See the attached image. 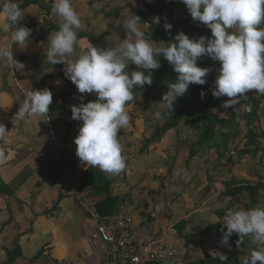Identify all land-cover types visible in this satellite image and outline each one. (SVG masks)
<instances>
[{"label":"crops","instance_id":"0c3cea01","mask_svg":"<svg viewBox=\"0 0 264 264\" xmlns=\"http://www.w3.org/2000/svg\"><path fill=\"white\" fill-rule=\"evenodd\" d=\"M26 1L29 3L21 8L25 13L23 19L18 21L17 26H25L32 30L27 47L22 50L18 49V46L11 41V33L0 30V45L10 47L13 50L14 58L25 65L22 71L12 70L7 66L6 61L0 60V123L8 131L5 136L0 137V149L5 152L7 158L5 163L0 164V215H3V219H0V263L6 259L5 249H12L17 241L21 246L22 255L16 258L13 264L23 259L26 260L25 264H44L41 258L45 256L47 250L50 252L48 242L52 239L51 233H55V235L71 233L75 236V240L68 248L62 261L69 259L73 264H86L90 262L88 254H96L88 242L89 231L83 228V223L88 217L85 201L88 202L90 197L84 196V192H78L76 186L79 173L88 166L82 164L76 156L74 138L78 134L82 121L71 118V107L95 100L96 97L94 94H84L82 99L76 86L65 76L64 69L67 64L51 65L46 60L45 52L49 36L58 30L62 22L52 11L55 0H42L39 4L36 3V0H14L18 5ZM138 1L134 0V3L131 4L132 8L139 3ZM5 2L6 0H0V5ZM131 2L130 0H71L72 7L79 14L82 23V27L76 30L78 35L77 53L86 51L89 43L104 49L114 47L126 38L123 25L128 18L135 15L129 5ZM138 26L141 29L139 24ZM110 41L111 45L108 43ZM73 59H75L74 56L68 57L67 62L71 63ZM45 88L49 89L53 95L49 114L43 117L34 116L30 123L14 121L15 113L22 105L26 93L29 90ZM134 105H140V107L139 109H129L130 127L118 132L126 167L118 175L107 174L115 178L114 191H120L114 193L128 194L136 185L134 183L138 182L137 180H141L142 183H144L143 180L147 181V178H150L148 176L150 172H152V177L156 175L158 181L156 185L155 183H151V185L158 187L161 176L167 171L168 164H173V166L170 165L172 166L170 178L164 181L165 186L162 192L158 193L161 200L167 199L168 207H164V216L159 220L156 219L153 212H149L152 217L149 221L150 227L153 231H160L173 224L177 230L178 236L174 238V241L182 248V255L168 264H196L204 259L206 253L216 256V252L221 251L216 248V252L212 253L209 248L210 246L218 247L215 246L214 240L211 241L212 236H220L218 231L214 230L208 236L196 232L210 223L217 222L219 220L217 215L213 214L211 218H214L208 221L202 217L203 212L200 207L190 212L197 203L201 204L199 202L203 197H200L196 202L186 196V201L184 192L166 191V189H173L179 184L182 180H180L181 172H190L192 169L198 170L200 166L201 168L206 166L196 161L200 157H195L188 168L184 167V170L175 166L178 165V158H181L180 153L183 152L184 160L188 153L187 149L183 150L173 144L172 131L168 132L158 143L157 141L152 143L147 150L139 153L143 136L150 134L151 126L155 123L148 122V118L144 115L146 106L142 98L137 97L132 106ZM58 146H62L67 158L68 155L72 156V164L69 162V165L66 166L58 159L60 155ZM128 154H130L129 159H127ZM27 156L36 161H26ZM164 157L170 158L169 161H165ZM203 170L205 173L207 172L206 168ZM190 186L191 184L186 185L185 190ZM41 190L48 193L47 195L43 194L45 197L48 195L54 199L58 197L57 203L49 205L51 209L48 210V206L43 208L42 202L40 203L39 200H35V202L38 207H41L40 211L30 208L21 212L16 209L19 203L22 205L26 201H30L31 197L27 191L33 193L32 195L34 192L41 195ZM168 195L174 197L173 201L167 198ZM133 197L136 195L132 196L130 201H126L125 205L120 204V208H124L126 213L138 217L142 215L140 212H143L142 204L141 207H137L135 202L137 199L133 200ZM180 198L181 200H179ZM42 200L45 203L44 197ZM145 204L147 203L145 202ZM73 210L76 212L74 213ZM148 211L149 208L144 210L145 213ZM192 215L196 219L198 217L193 227L190 221ZM173 217L175 218L173 219ZM40 222L46 223L48 227L39 231L37 225ZM35 234L42 240L36 246L33 240ZM42 247L45 248V252L36 261L30 263L28 259ZM31 248H34L35 251H32ZM241 251L244 252L242 249ZM249 254H245L244 258Z\"/></svg>","mask_w":264,"mask_h":264},{"label":"clouds","instance_id":"9594fccd","mask_svg":"<svg viewBox=\"0 0 264 264\" xmlns=\"http://www.w3.org/2000/svg\"><path fill=\"white\" fill-rule=\"evenodd\" d=\"M181 2L194 21L210 29V37L192 38L178 32L172 42L154 47L138 26L140 17L133 15L123 25L126 38L119 44L101 49L89 43L87 50L78 54L76 30L82 27L79 14L72 7L71 0H55L52 11L62 22L49 36L46 60L51 65L67 64L65 76L76 86L82 99L84 94L96 97L71 107V118L82 121L74 143L76 156L85 166L98 168L110 175H118L125 169L118 132L130 127L128 105L135 101L133 89L152 84V72L160 67L159 57L166 59L177 75L175 82L169 84L168 91L162 95L164 107L154 113L157 120L172 114L174 102L188 91L190 85L206 83L209 69L198 66V60L204 56L220 64L211 92L217 99L228 98L222 102V108L240 104L251 90L264 95V0ZM24 13L14 0H6L0 8V30L10 32L12 43L21 50L27 47L32 31L28 27L17 26ZM160 22L159 16L152 17L153 24ZM163 27L170 31L172 25L165 22ZM73 56L75 59L68 63L67 58ZM0 60L6 61L12 70L25 68L7 45H0ZM129 65H135L137 70L128 71ZM200 96L203 99L205 93L202 91ZM52 102L53 95L49 89L29 90L15 113L14 121L30 123L34 116H47ZM7 132L0 123V137ZM6 159L5 152L0 149V164ZM223 225L226 227L220 240L222 246L231 250L228 241L233 233L239 237V243L250 238L256 247L242 264H264V205L229 209L224 215ZM216 258L227 261L226 255L219 251Z\"/></svg>","mask_w":264,"mask_h":264},{"label":"trees","instance_id":"16d2710c","mask_svg":"<svg viewBox=\"0 0 264 264\" xmlns=\"http://www.w3.org/2000/svg\"><path fill=\"white\" fill-rule=\"evenodd\" d=\"M27 3L29 2H23L19 5L20 8H23ZM0 8H2V5H0ZM132 12L140 17L141 20L138 24L149 42L154 44L171 40L179 29L182 32L189 31L188 36L192 38L211 36L210 29L204 33L197 34L195 21L191 18L181 0H157L153 2L140 0L132 8ZM153 16L160 17V24L152 23ZM165 22L172 25L170 31H165L163 27ZM159 60L160 67L152 72V84L144 86L148 89L143 94V98L152 94L151 91L163 95L168 91L165 88L168 89V85L175 82L177 74L172 66L164 58L159 57ZM216 62L205 57H201L198 60L199 67H207L209 69L206 83L204 85H190L188 91L182 97L177 98L174 102L172 114L164 118L160 125L151 126L152 131L150 134L143 136L139 153L147 150L152 143L162 139L168 132L172 131L174 135L178 127L183 125L188 129L191 138L190 140L182 141L188 143V155L185 160L186 168L189 167L190 162L195 157L202 158V163L206 166V170L209 167L219 168L225 173L230 171L236 164L234 157L240 160L242 159L241 157L245 156L248 159L249 166L250 160H256L257 166L254 165L251 170L252 176L255 177L243 179L232 175L230 179L223 180V185L226 188L221 195L243 201L242 197L245 193L250 201L249 203L242 202L245 209L262 206L259 191L261 189L264 190V168L262 169L264 165V146L261 142L264 139V104L262 105L264 96L256 94V90H251L247 99L240 101L242 105L241 112L233 111L231 108L227 109V111L221 110L222 102L228 98L221 97L217 99L212 95L211 90L215 87V80L219 74ZM134 67L135 65H131L132 69L129 71L135 70ZM143 88L133 89L135 100ZM202 91L205 93L203 99L200 96ZM242 123L244 124L242 125ZM234 143H236L235 147L233 146ZM212 148H214V153L216 154H214V158L212 154L207 155ZM168 165L167 171L161 176L160 184L155 192L162 190L165 186L164 181L171 176L170 169L173 164ZM114 186L115 178L108 176L98 168L88 166L79 173L76 189L78 192H84L86 197L95 198L97 201L91 205L100 217H104L112 214L116 207H120V204L130 201L129 193L118 195L114 193ZM208 188L209 185L206 186L205 190H208ZM173 199L174 197H171L170 201H173ZM144 207L143 205V213L140 212L142 215L138 216L143 224L149 223L152 219L149 213L144 212ZM86 213L89 214L88 211ZM223 213L220 212V214ZM225 227L223 221L219 219L215 223H210L206 227L200 228L196 233L208 236L212 231L217 230L223 235ZM238 240L239 237L235 233L229 238L228 243L231 246V250L225 248L224 252L227 261H220L216 256L206 253L204 259L196 262V264H242L245 253L241 249L251 242L250 238H245L243 243H239ZM44 252L45 248L42 247L28 261L30 263L36 261ZM5 253L6 259L0 264H13L15 259L22 255L21 246L16 241L12 249H5Z\"/></svg>","mask_w":264,"mask_h":264},{"label":"rangeland","instance_id":"374dc122","mask_svg":"<svg viewBox=\"0 0 264 264\" xmlns=\"http://www.w3.org/2000/svg\"><path fill=\"white\" fill-rule=\"evenodd\" d=\"M130 1H132V2L129 5L134 3V0H130ZM147 1L148 2H153V1H157V0H147ZM40 2H42V0H36V3L39 4ZM130 8H132V5L130 6ZM195 25H196V28H197V30H196L197 34H201V33H204L205 31L209 30L206 26H204L203 24H200L197 21H195ZM178 32H182V30L181 29L177 30L175 32V34L178 33ZM183 33L189 35L190 32L186 31V32H183ZM169 42H172V39L167 41V42H164V43L167 44ZM108 43L111 45L112 42L110 41ZM150 43H152V42H150ZM164 43L163 42L160 43V44L152 43V45L154 47L165 46ZM204 57L210 59L207 56H204ZM161 58H163V57H161ZM219 67H220V64L217 61L216 62V68L219 70ZM130 69H132L131 65L128 66L127 70L129 71ZM134 69L137 70L136 66L134 67ZM147 89H148L147 87H144L138 93L137 97H140V99L142 98L145 101V106H146L145 113L146 114H144V115L148 118L147 119L148 122H152L153 121L155 124L160 125L161 122H163V119H161V120L155 119L154 118V113L157 110L163 109V107H164L163 104L161 103L162 102V95H160V94H158V93H156L154 91H151L152 94L148 95L146 98H143V94L147 91ZM165 90H168V89L165 88ZM249 93L250 92H248L246 95L249 96ZM224 98H226V97H224ZM263 104H264V102H262V105ZM139 107H140V105H134V106L129 105L128 106L129 109H132V108L139 109ZM231 109H233V111L241 112L242 111V105L238 104V105L232 107ZM221 110L227 111V109H224V108H221ZM220 115H221V113H220ZM243 124L244 123H242V125ZM173 139H174V142H173L174 145L180 147L183 150H186L188 143H184L182 141L183 140L187 141V140H190L191 138H190L188 129L185 126L180 125L178 127V129L175 131ZM261 142H262V144L264 146V139H262ZM157 143H158V141H157ZM233 146L235 147L236 143H234ZM182 153H180L181 154V158H178V165L176 164L175 166H179V169H181V170L183 169L184 170V167H186V165H185V160L183 158L184 156L182 155ZM210 154L213 155V158L215 157L216 154L214 153V148H212V149H210L208 151L207 155H210ZM129 155L130 154L127 155V159L130 158ZM71 157L72 156L68 155L67 159L72 164V160H71L72 158ZM241 158L242 159L239 160L236 157H234V160L236 161V164L234 165V167H232L230 169V171H228L229 173H225L224 171L220 170L219 168L215 169V168H212V167H209V169L207 170V173H205L203 169L206 168V167H204V166L202 168L200 166V169H198V170L197 169H192V170H190V172H184L183 171V172L180 173V175H181L180 180L181 179L182 180L179 182V184H177V186H174L175 188H173V189H170V188L166 189V191H169V192L173 191V193H176L178 191L179 192L182 191V192H184L185 199H186V196H187L188 199L192 198V199L196 200V202H197V200H199L200 197H203L201 202H199L202 205L197 203L192 208V210L190 212H192L194 209H198V207H200L201 211L203 212L202 217L204 219L206 218V220H208V221L212 220L214 217L211 218V216L213 214L214 215L216 214L217 218L223 220L224 215H225L227 210L234 209V208H244V206H243L244 203H242V202L243 201L246 202V203L250 202L249 198L247 197V195L245 193L243 194V197H242L243 201L234 200L232 197L222 196L221 195L222 191L226 188L223 185V180L230 179V177L232 175H235L237 178H243V179H247V178L250 179L251 177H255V176H252L251 170L253 169V166L257 164L256 160L255 161H251L250 160V166H249V163L247 161L248 159L245 156H243ZM169 159L170 158L166 157L165 161H169ZM25 160L26 161H36L34 158L29 157V156H27V158H25ZM196 161L199 162V164L202 165V158H199ZM263 164H264V161H263ZM263 166H262V169L264 168ZM62 172H64V171H62ZM148 176L150 178H147V181L143 180L144 183L140 182L141 180H137L138 182L135 181L136 183H134V184H136V185L133 186L131 191H129V195H130V198L132 196L136 195V197H133L134 198L133 200L137 199L135 201L137 203V207H139L142 204V207L140 206L142 211H143V205L146 202L147 204L144 205L145 206L144 210L146 208L148 210V208H149L148 213L149 212L150 213L153 212L154 215L156 216V219L159 220V219H162L163 216H164V213H165L164 212L165 211L164 207L165 208L168 207L167 203H166L167 199L165 198L164 200H161L162 198L160 197V194H158V193H161L162 190H160L159 192H155V190L157 188V186H155V185L158 182L157 178H156V175H153V177H152V172H150ZM204 177H205V181H204ZM39 178H41L42 180L44 179L42 177H39ZM152 181H154V182H152ZM151 183L152 184L155 183V185L152 186ZM6 184L9 185V183H6ZM137 184H139V185H137ZM188 184L189 185L191 184V186H190L189 189L185 190V186L188 185ZM207 185H209V188H208V190H205ZM140 186H143V187L141 188ZM182 189L185 190V191H183ZM115 192H120V191L117 190ZM27 193L31 197L30 201H26V203L22 204V205L19 203L18 206L16 207V209H19L21 212H25L26 209H30V208H33L35 211H37V210L40 211L41 207L37 206L35 200H39L40 203L42 202V207L43 208L45 206H48V210L51 209V206H49V205L58 202V197H57V199H54V198H52L49 195L47 197L43 196V194L47 195L48 193H46L45 191H42V190H41V195L36 193V192H34V195H32L33 193H31L30 191H27ZM164 194L166 196L165 191H164ZM259 196L261 197L262 205H264V190L261 189L259 191ZM42 197H44L45 203L42 200ZM170 197L171 196H169V195L167 196L168 199H170ZM91 198L92 197L89 198L88 202H87V200L85 201V203H86V205H85L86 206V211H87V209L89 210L92 207L91 204L93 202L97 201L95 198H92V199ZM179 200H181V198ZM131 201H132V199H131ZM186 201H187V199H186ZM32 203H34V204L31 206L30 204H32ZM73 212L75 213L76 211L73 210ZM136 212H137V210H136ZM220 212L221 213L224 212V213L220 214ZM113 213L129 215V213H126L124 208L121 209L119 206L115 208ZM155 213H157V214H155ZM193 216L194 215H192L191 218H190V221L192 222V224H191L192 227H193L194 223L198 220V217L196 219L195 216L194 217ZM174 218L175 217H173V219ZM0 219H3V215H0ZM19 225H22V224L19 223ZM37 227H38V230L41 231V230H44L46 227H48V225L46 223H44V222H40V223H38ZM215 231H217V230H215ZM81 233H83V232L81 231ZM218 234L220 236H212V238H211V241L214 240V243H216L215 246H218V247L210 246L209 250H210V252L215 253L216 252V248H217L218 250L221 251V253L224 254L226 247H224V246H222L220 244L222 233L218 231ZM51 235H52V239L48 242V246L50 247V252H48V250H47V253H45V256H42L41 259H42V261H44V264H63L62 258L67 254V250L71 246L72 242L75 240V236H73V234H71V233H69V234L68 233H58L56 235H55V233H51ZM33 240H34V245L35 246L40 241H42L40 236H37V234H35ZM216 241H218V242H216ZM6 242H8V241H6ZM255 247L256 246H254L252 243H249L242 250H244V253L247 254V253H250L252 250H254ZM31 250L35 251L34 248H31ZM88 255H89L88 260L90 262H94L96 260V258H97L96 254H94V253H92V254L89 253ZM16 263L17 264H25L26 260L23 259L22 261H18ZM257 264H259V262H257Z\"/></svg>","mask_w":264,"mask_h":264},{"label":"built area","instance_id":"2783aa9c","mask_svg":"<svg viewBox=\"0 0 264 264\" xmlns=\"http://www.w3.org/2000/svg\"><path fill=\"white\" fill-rule=\"evenodd\" d=\"M58 159L68 166L69 161L62 146H58ZM83 228L89 231L88 242L97 259L86 264H167L182 255V248L174 238L178 234L173 224L153 231L131 215L115 214L100 217L93 207ZM63 264H73L64 259Z\"/></svg>","mask_w":264,"mask_h":264}]
</instances>
